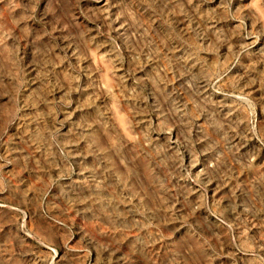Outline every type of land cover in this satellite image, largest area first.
Listing matches in <instances>:
<instances>
[{"label":"rangeland","instance_id":"374dc122","mask_svg":"<svg viewBox=\"0 0 264 264\" xmlns=\"http://www.w3.org/2000/svg\"><path fill=\"white\" fill-rule=\"evenodd\" d=\"M0 264H264V0H0Z\"/></svg>","mask_w":264,"mask_h":264}]
</instances>
